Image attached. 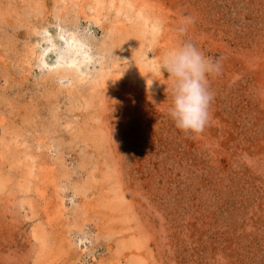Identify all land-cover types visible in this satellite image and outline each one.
Listing matches in <instances>:
<instances>
[{
  "label": "rangeland",
  "instance_id": "1",
  "mask_svg": "<svg viewBox=\"0 0 264 264\" xmlns=\"http://www.w3.org/2000/svg\"><path fill=\"white\" fill-rule=\"evenodd\" d=\"M185 41L221 63L200 134ZM0 264H264V0H0Z\"/></svg>",
  "mask_w": 264,
  "mask_h": 264
},
{
  "label": "clouds",
  "instance_id": "2",
  "mask_svg": "<svg viewBox=\"0 0 264 264\" xmlns=\"http://www.w3.org/2000/svg\"><path fill=\"white\" fill-rule=\"evenodd\" d=\"M186 30L181 26L178 32ZM160 67L172 81L168 114L175 127L185 134L202 133L209 122L213 100L208 77L221 71L220 58L207 57L195 44L185 41L163 56Z\"/></svg>",
  "mask_w": 264,
  "mask_h": 264
},
{
  "label": "bare ground",
  "instance_id": "3",
  "mask_svg": "<svg viewBox=\"0 0 264 264\" xmlns=\"http://www.w3.org/2000/svg\"><path fill=\"white\" fill-rule=\"evenodd\" d=\"M75 41V40H74ZM76 44V43H75ZM75 48V47H74ZM79 53V52H78ZM73 58V57H72Z\"/></svg>",
  "mask_w": 264,
  "mask_h": 264
}]
</instances>
